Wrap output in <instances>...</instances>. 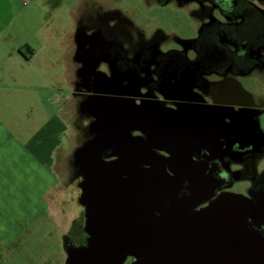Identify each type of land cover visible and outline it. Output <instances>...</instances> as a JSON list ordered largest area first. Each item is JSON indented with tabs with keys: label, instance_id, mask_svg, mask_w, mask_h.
Listing matches in <instances>:
<instances>
[{
	"label": "flooded vegetation",
	"instance_id": "af4514ba",
	"mask_svg": "<svg viewBox=\"0 0 264 264\" xmlns=\"http://www.w3.org/2000/svg\"><path fill=\"white\" fill-rule=\"evenodd\" d=\"M191 1L199 4L201 23L196 37L178 48L163 50L142 33L133 37L129 22L121 23L116 11L103 10L76 22L71 58L79 103L90 101L94 108L99 96L119 91L124 103L145 106V112L155 117L165 110L180 115L189 111L204 118L198 127L205 131L185 135L174 156L159 149L158 142L148 141L154 134L150 124L144 125L143 131H131L149 142L156 155L167 157L166 170L191 167L203 171L204 179L197 189L185 181L178 192L193 198L194 206L187 216L192 218V231L197 232L189 241L195 250L192 259L202 264L210 246L218 243L221 248L222 223H207L201 210L224 193L244 195L256 204L244 226L264 237V180L254 178L246 186L237 180L251 168L258 149L264 146V104L249 100L238 81L240 75L264 70V0ZM182 82L184 89H179ZM168 85L173 87L171 91L166 90ZM85 115L89 118L85 133L92 138L95 134L88 126L95 118ZM217 116L219 129L213 124ZM256 121L261 132L253 128ZM112 151L113 147H108L104 154ZM208 224L218 225V231L213 228L210 232ZM86 237L85 233L83 244ZM140 260L127 256L122 264Z\"/></svg>",
	"mask_w": 264,
	"mask_h": 264
},
{
	"label": "rangeland",
	"instance_id": "374dc122",
	"mask_svg": "<svg viewBox=\"0 0 264 264\" xmlns=\"http://www.w3.org/2000/svg\"><path fill=\"white\" fill-rule=\"evenodd\" d=\"M104 9L129 22L132 36L142 33L163 50L195 38L201 23L199 4L191 0H0L4 40L15 47L14 38L27 41L34 50L29 62L17 55L16 91L0 98V264H64L67 249L83 244L81 178L68 159L90 139L89 118L79 110V98H72L70 36L83 12ZM262 72L238 77L259 99H264ZM53 140L65 150L59 154V178L50 167ZM251 163L237 178L241 186L264 180V146Z\"/></svg>",
	"mask_w": 264,
	"mask_h": 264
},
{
	"label": "water",
	"instance_id": "95a60500",
	"mask_svg": "<svg viewBox=\"0 0 264 264\" xmlns=\"http://www.w3.org/2000/svg\"><path fill=\"white\" fill-rule=\"evenodd\" d=\"M182 84L179 89H184ZM240 88L252 100L241 84ZM119 94L99 96L94 108L90 101L79 103L80 111L95 118L88 126L95 136L74 151L87 237L84 244L67 249L64 264H122L127 256L141 259L135 264H200L192 259L195 250L189 241L197 232L192 231V218L187 216L193 198L178 192L185 181L197 189L203 171L191 167L166 170L167 157L156 155L149 142L131 131H143L150 124L154 134L148 141L158 142L159 149L174 156L185 135L205 131L198 127L204 118L189 111L180 115L165 110L155 117L145 112V106L124 103ZM218 119L213 122L217 128ZM253 128L261 132L257 121ZM108 147L113 151L104 154ZM254 210L256 204L246 196L228 192L201 210L207 223H222L221 248L218 243L210 246L202 264H264V237L244 226ZM206 228L218 231L216 224Z\"/></svg>",
	"mask_w": 264,
	"mask_h": 264
},
{
	"label": "crops",
	"instance_id": "0c3cea01",
	"mask_svg": "<svg viewBox=\"0 0 264 264\" xmlns=\"http://www.w3.org/2000/svg\"><path fill=\"white\" fill-rule=\"evenodd\" d=\"M106 10V9H104ZM92 15H96V14H88L87 12H83L79 17H78V20H84ZM77 20V21H78ZM76 21V22H77ZM5 26H8L11 24V19H7L5 22H4ZM3 25L0 24V98L3 94H5L6 96L8 97H11L13 96V93L16 91V89L13 87V86H17V85H14V84H17L18 82V77H17V71L16 72H13L14 68H13V63L16 62V59H17V55L19 54L20 56H22V59L24 62H29L33 55H34V50L33 48H31V45H29V43L27 41H22V42H19L18 39L14 38V40H16L17 44H16V47L14 45H10L8 43V41H5L3 36H2V27ZM72 35L70 36V43H71V47H70V50H72V39H71ZM11 41H13V38L10 37ZM25 48V50H23ZM25 54V55H24ZM71 57V56H70ZM71 61H72V87H71V91H72V98H73V101L74 99H76V94H75V83H74V80H75V71H74V68H75V64H74V59L71 58ZM264 71V70H263ZM253 73V72H251ZM250 73V74H251ZM264 73V72H262ZM28 84V82H27ZM21 86H25V85H21ZM249 92V91H248ZM250 93V92H249ZM251 97H252V100L255 101V103H260V104H264V99H259V98H255L251 93H250ZM2 117V113L0 112V118ZM34 135L32 134V136L28 139L31 140L33 139ZM69 140V138L67 137V141ZM80 141L82 142V139H80ZM58 140H53V143L50 147V167L52 169L55 170V174H57L58 178H59V175H58V171L60 169V161L61 159H59V154L64 151V148L63 146H59L58 144ZM80 146V145H79ZM73 149V148H72ZM74 150H72V155H74ZM69 162L71 163L72 165V168H73V174L75 176V170H76V167L74 166V157L71 159H68ZM53 166V167H52ZM60 181V180H59ZM52 188V187H50ZM45 200L47 201L48 200V194H46L45 196ZM49 201V200H48Z\"/></svg>",
	"mask_w": 264,
	"mask_h": 264
}]
</instances>
